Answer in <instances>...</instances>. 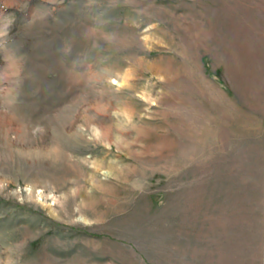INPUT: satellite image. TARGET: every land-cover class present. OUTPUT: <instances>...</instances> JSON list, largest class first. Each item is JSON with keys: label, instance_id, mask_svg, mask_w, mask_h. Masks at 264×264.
I'll return each mask as SVG.
<instances>
[{"label": "rangeland", "instance_id": "1", "mask_svg": "<svg viewBox=\"0 0 264 264\" xmlns=\"http://www.w3.org/2000/svg\"><path fill=\"white\" fill-rule=\"evenodd\" d=\"M0 264H264V0H0Z\"/></svg>", "mask_w": 264, "mask_h": 264}]
</instances>
